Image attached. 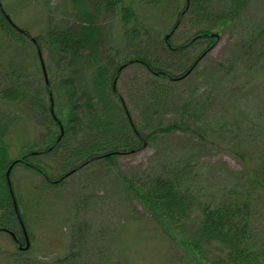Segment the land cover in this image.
I'll return each instance as SVG.
<instances>
[{"label": "trees", "instance_id": "obj_1", "mask_svg": "<svg viewBox=\"0 0 264 264\" xmlns=\"http://www.w3.org/2000/svg\"><path fill=\"white\" fill-rule=\"evenodd\" d=\"M182 1L179 12L178 0H65L64 9L71 14L59 22L50 19L45 32L36 37L20 33L0 5V33L8 46H24L30 41L38 56L44 51V66L51 79L47 85L40 56L42 76L35 80L13 62L0 64V100L27 107L44 128L37 143L13 158L8 144L10 123L0 119V228L24 238L12 190L28 232V207L13 177L18 166L41 177L53 190L90 170L114 172L119 157L178 135L182 144L176 147L167 142L158 148L163 155L159 163L152 159L147 169L123 174L120 184L124 193L160 213L203 264H264V152L246 154L250 146L264 140V93L252 92L246 83L235 106L229 102L232 93L222 89L227 78L250 82L252 69L260 72L263 68L258 63L264 60V16L250 11L252 4L256 7L261 3ZM138 5L160 10L174 6L176 18L170 35L154 39ZM105 17L118 19L120 37L110 36L99 23ZM184 20L194 33L179 41L175 37ZM227 29L239 36L232 58L227 64L209 65L203 87H195L191 80L197 67L206 62L215 33ZM126 65L123 71L143 70L136 80L137 90L129 98L136 106V118L117 89L119 71ZM213 137L226 142L244 169L235 172L204 159L205 147ZM245 155L258 156L260 164L251 166ZM20 160L8 178L11 166ZM40 190L36 187L29 193L38 197ZM82 196L76 201L74 218L82 227L97 228L88 212L80 216L86 206ZM100 205L107 207L105 202ZM86 236L91 233L82 239L73 233L71 241L77 244L66 257L70 264L81 261ZM25 253H4L2 260L8 264H45L27 258ZM101 254H90L88 262L116 264L112 252Z\"/></svg>", "mask_w": 264, "mask_h": 264}, {"label": "rangeland", "instance_id": "obj_2", "mask_svg": "<svg viewBox=\"0 0 264 264\" xmlns=\"http://www.w3.org/2000/svg\"><path fill=\"white\" fill-rule=\"evenodd\" d=\"M64 3L65 0H0L1 7L11 21L32 37L43 34L48 21L59 22L63 16L67 17L71 14L67 9H64ZM178 3L180 12L183 1L178 0ZM260 3L261 5L258 4L256 7L251 5L252 15L261 14L264 16V0H260ZM137 10L143 20L151 27L154 39L160 40L170 35L171 26L176 18L174 6L160 10L138 5ZM100 22L110 36L114 35L117 38L121 36V28L117 24L118 19L113 21L105 17L100 19ZM183 22L175 37L179 41L194 33L189 23L185 20ZM69 36L73 37L70 34ZM214 37L215 41H213V47L206 55V62L197 67L194 78L191 80L195 87H203L204 76H206L209 65L228 63L229 57L232 58L235 40L239 39L237 32L233 33L228 29L220 33L216 32ZM263 45L262 47H264ZM40 55L43 63L46 64V53L42 51ZM10 62H13V65L21 68L26 75H30L34 80L42 76L35 46L30 41L24 46H19V44L8 46L6 38L0 33V64ZM258 64L263 65V68L260 72L252 69L250 82H246V79L240 80L238 77L227 78L223 81L222 89L232 93L229 95V102L233 101V105L239 104L238 101L244 95L246 83H250L246 88L252 92L261 90L264 93V60ZM140 75H143V70L140 68L122 70L117 83L118 91L124 95V99L130 106V112L135 118L138 112L129 98L130 94H134L137 90L136 80L137 77H141ZM47 79L49 84L51 79H49L48 71ZM242 88L240 93L239 90ZM231 109L238 110L236 107ZM1 118L10 123L8 144L13 150V158L18 156L27 146L37 143L44 133L41 119L25 106L9 105L0 100ZM178 139L181 140L182 136L177 135L176 139L170 137L158 140L152 147L145 146L133 155L119 157L117 159L118 169L114 172L109 173L104 169L90 170L84 174L71 177L62 187L53 190L44 185L41 177L33 173H25L23 168L18 166L13 177L18 194L24 199L25 207H28L26 219L28 221L27 233L30 247L25 250L26 239L16 235L23 248L20 250L18 248L20 245L14 241L10 232H0V264H8L2 260L4 253L14 254L18 250L26 252L27 258L45 264L58 262L70 264L71 262L66 257L70 255L77 244V242L71 241L73 233L79 239L85 237L86 233H91V236H86L89 243L85 240L81 261L78 264H92L88 262L91 259L90 254L102 256V252H112L113 256L117 257L116 264H203L199 261V257L173 233L160 213L151 207L149 210L138 199H131L124 193L120 184L124 173L145 170L150 166L152 159H158L157 163H159L163 159V155L159 153L158 148H162L163 144L167 142L177 147V145L182 144ZM221 141L217 137L211 138L205 147L206 156L204 159L215 164V166L219 165L222 168L240 172L243 166L238 162L235 154L228 151L226 142ZM214 143L220 145L217 146ZM258 144V146H250L246 150V154L264 152V140ZM221 145L224 146L225 151H220ZM245 157L251 159L250 165L253 167L261 162L256 155L252 158L246 155ZM36 187L41 189V194L38 197L29 193ZM81 195H84L82 198H85L87 208L84 206L80 211V216L88 212L87 216L97 222V228L82 227L74 218L75 213L77 214L75 210L76 201L80 199ZM29 200L35 201L36 204ZM102 202L107 203V207L100 205ZM102 220L105 224L104 227L101 226ZM92 232H96V234Z\"/></svg>", "mask_w": 264, "mask_h": 264}, {"label": "water", "instance_id": "obj_3", "mask_svg": "<svg viewBox=\"0 0 264 264\" xmlns=\"http://www.w3.org/2000/svg\"><path fill=\"white\" fill-rule=\"evenodd\" d=\"M6 19L8 20L9 23L13 24L12 21L10 20V18H9L8 16H6ZM20 32H21V33H24L23 31H20ZM39 56H40V61H41V65H42V69H43V74H44L45 80H46V82H47V85H49V84H48V79H47V72H46V69H45V66H44V63H43L42 57H41L40 54H39ZM200 60H201V59H200ZM200 60H199V61H200ZM199 61H198V62H199ZM198 62L194 65V67L191 69V71H189L188 74H190V73L192 72V70L196 67V65L198 64ZM126 67H127V65L124 66V67H122V69L119 71V74H120L121 71H122L124 68H126ZM62 131H63V130H62ZM60 139H61V138H60ZM60 139L58 140V142L60 141ZM20 162H22V160L13 163V165L11 166V168H10V170H9V172H8V175H7L8 178H9V176H10V174H11V171H12L13 167H14L17 163H20ZM71 174H73V173H71ZM11 193H12V197H13V202H14V206H15V211H16V214H17L18 219H19V221H20V225H21L22 230H23L24 238H25L26 241H27V246H26V249H25V250H28L29 247H30L29 240H28V238H29V237H28V233H27V230H26V228H25L24 222H23V220H22V217H21V214H20V211H19V208H18V205H17L16 199H15V196H14V193H13L12 190H11ZM0 232H7V230H5V229H3V228H0ZM10 235L12 236V238L14 239V241L17 242V243L20 245V246H19V249L22 250V249H23V248H22V245H21V244L19 243V241L17 240L16 235L13 234L12 232H10Z\"/></svg>", "mask_w": 264, "mask_h": 264}]
</instances>
